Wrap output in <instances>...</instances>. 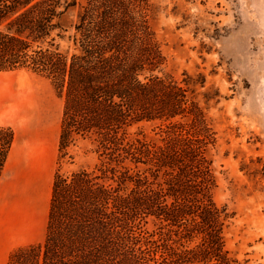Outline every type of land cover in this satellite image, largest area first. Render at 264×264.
<instances>
[{"label": "trees", "instance_id": "1", "mask_svg": "<svg viewBox=\"0 0 264 264\" xmlns=\"http://www.w3.org/2000/svg\"><path fill=\"white\" fill-rule=\"evenodd\" d=\"M150 13V0H0V72L50 81L60 156L79 142L96 156L92 169L54 175L43 240L8 264H241L226 247L231 215L212 197L189 83L156 75L164 57ZM147 122L167 124L131 135ZM155 235L168 251L160 263Z\"/></svg>", "mask_w": 264, "mask_h": 264}, {"label": "rangeland", "instance_id": "2", "mask_svg": "<svg viewBox=\"0 0 264 264\" xmlns=\"http://www.w3.org/2000/svg\"><path fill=\"white\" fill-rule=\"evenodd\" d=\"M150 4L164 57L156 75L187 80L201 112L197 129L208 145L212 197L231 215L226 247L241 264H264V0ZM77 10L65 14L68 26ZM61 112L50 81L26 70L0 72V140L12 136L0 145V264H8L18 248L43 240L54 175L96 163L83 142L60 156ZM158 125L142 123L130 132L150 138ZM148 239L151 248L159 247L151 257L163 262L165 238Z\"/></svg>", "mask_w": 264, "mask_h": 264}]
</instances>
